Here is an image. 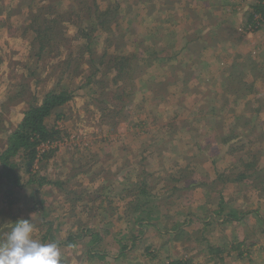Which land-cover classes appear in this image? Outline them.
Here are the masks:
<instances>
[{"label":"rangeland","instance_id":"1","mask_svg":"<svg viewBox=\"0 0 264 264\" xmlns=\"http://www.w3.org/2000/svg\"><path fill=\"white\" fill-rule=\"evenodd\" d=\"M37 1L0 0V104L6 127L20 121L30 95L37 94L41 102L55 87L59 76L53 65L68 53L77 56L84 41L76 37L74 13L66 11L69 4L78 3L53 0L45 16L69 15L71 20L62 19L59 29L64 28L71 40L66 46L72 49H62L51 62L29 57V42L35 36L29 14ZM129 1L133 6L123 0L128 14L120 15L110 41L106 33L95 36L97 30L89 31L95 36L92 49L95 55L103 49L109 54L114 49L136 51L143 57L138 62L144 73L136 75L133 86L120 83L124 95L110 88L113 84L101 87L86 81L87 63L79 67V76L60 79L59 86L76 91L64 107L63 119L48 118V124L57 122L58 138L40 146V152H49L31 168L36 177L58 184L42 186L36 204L28 197L29 187H17V201L6 219H30L39 240L47 218L57 223L54 232H47L52 242L71 234L69 245H58L63 264H149L151 254H156L153 262L177 256L193 258V264H264V185L254 189L251 181L220 180L211 186L218 171L241 169L240 158L247 162L250 151L257 153V171L264 172V136L255 138L264 133V14L256 12L253 22L248 20L258 0H151L153 9L143 0ZM140 44L149 49L148 56ZM147 58L153 60L146 66ZM29 63L37 68V76L28 77ZM142 83L144 88H139ZM79 84L85 86L77 88ZM148 84L156 91L147 90ZM18 89L28 96L5 100ZM161 121L169 125L161 126ZM6 142V134L0 132V152ZM143 169L147 179L158 180L149 183L153 186L148 196L160 204L152 213L159 217L152 220L156 225L144 230L135 226L134 243L118 260L119 245L128 241L121 237L130 233L124 215L129 197H120ZM168 177L177 181L169 182ZM187 182L189 189L183 187ZM172 188L180 190L171 202L162 201L172 195ZM220 198L223 214L229 209H234L233 218L238 212L247 214L241 220L223 221L224 215L215 211ZM179 220L190 236L185 233L175 240L170 232ZM95 232L101 238L94 240ZM93 252L103 257L90 255Z\"/></svg>","mask_w":264,"mask_h":264},{"label":"trees","instance_id":"2","mask_svg":"<svg viewBox=\"0 0 264 264\" xmlns=\"http://www.w3.org/2000/svg\"><path fill=\"white\" fill-rule=\"evenodd\" d=\"M46 0H38L34 5L35 7L32 8V12L30 11L29 15H32V22L34 25V31H32L35 36H33L29 42L30 52L29 57L32 56L34 58L35 62L45 61L47 58L49 62L52 61V59H57L61 55L62 49H72L71 46H66V44H70V39H67L66 36H64L63 29H59L60 21L67 20L69 18L68 14H61L56 15L52 19L45 16V12L48 11V9L51 7L53 0H48L47 4H44L43 2ZM78 3V6H73L74 4H69L67 8V12L70 13L74 17L72 25L73 27L78 30L77 36L80 37V39H83L84 41L79 45L81 48L80 53L75 56L74 54L68 53L67 56L56 62L53 66L58 69L57 72H55L56 75L59 76V80L55 83V87L51 88L47 92L44 93L43 99L41 102L36 98L37 94L30 95V99H26L24 104L27 105L26 108L22 111V117L20 121L15 126H8L6 127V118L3 117V111H2V102L0 104V132L6 134V144L4 145L3 150L0 152V186H1V198H0V204H2V207H0V233L2 232H8L10 230L12 224L14 223V220L10 219L7 220L6 217L9 210L13 208V205L16 203V188L21 187L23 185L29 187L30 194H28L29 198H35V204L38 201L39 196V189L42 186L51 185V184H58L57 182H54L52 180L47 179L46 177L39 176L36 177L35 173L32 172L31 168L35 164L36 161L43 160V158L46 156V153L49 152L48 150H44L40 152V146L43 144H49L52 141L56 140L58 138L59 129L57 122H53L52 124H48L47 120L49 117L54 116V120L58 121L60 119H63L65 110L64 107L68 101H70L73 97V94L76 90H71L66 85L59 86L60 79L63 78H74L75 76H79L78 71L79 67L87 63L90 67V74H88L85 78L88 82H94L97 83V85H100L101 87L105 82L108 84H113L110 86L113 90L119 89V91H116L117 94L124 95L122 92V88L120 87V83L125 86H133L134 78L136 75H140L144 73L143 66L139 65V60H143V57L138 58L136 51L132 52H125L121 53V51L114 49L113 53L109 54L106 52L105 49H103L99 54L95 55L93 52V42L92 38L95 36L104 34L106 36V42L110 41L111 35L114 34L118 30L117 20L120 17L122 13H125L124 11L125 6L123 4V0H103L101 2H98L99 0H75ZM127 1L131 6L133 4L129 0ZM139 0H136L135 2H138ZM142 1V0H140ZM145 3H149V6L153 9V5L151 4V0H143ZM142 2V3H143ZM105 3L103 7H101V4ZM129 6V7H131ZM264 0H258L257 5H255L254 10L255 12L249 14L248 20L249 22H253L254 19L253 16L256 14V12H260L262 15L264 14ZM127 7V8H129ZM80 13H83L84 16L80 18ZM84 12L86 14H84ZM1 13V9H0ZM77 17V20H74ZM80 18V19H79ZM71 18L68 19L70 21ZM90 23V24H89ZM88 24V25H87ZM87 25V26H86ZM28 28H25L23 31H26ZM81 30H84L81 32ZM85 30L87 32H85ZM98 31L96 34L91 36L89 34V31ZM75 37V38H76ZM86 38V40H85ZM79 39V38H78ZM65 45V48H63ZM142 47V54H145L148 56L149 49L147 47H144L143 44H140ZM118 48V47H116ZM140 48V47H138ZM79 49V48H78ZM88 54V58H84V55L86 53ZM107 57V58H106ZM167 60L173 59L172 57L166 58ZM153 59L147 58V65L151 63ZM44 65V64H43ZM28 72V77H32L33 75H38L37 68H34L30 63L29 66L26 68ZM111 74V75H110ZM230 75V73H229ZM91 79V80H90ZM39 81V79L37 80ZM22 86V84H21ZM85 84H79L77 88L84 87ZM144 88V84L142 83V86L139 88ZM150 90V92L156 91V89L151 86L150 84L147 85V90ZM24 95H27L23 92V89H18L13 94H10L5 98L11 99L14 97H22ZM28 96V95H27ZM161 126L166 124L168 126V122H160ZM236 124V122H235ZM237 128V125H236ZM249 132V131H248ZM251 133H254V130L251 129ZM229 135V134H226ZM264 136V133H260L255 138H258V136ZM231 136L232 137H235ZM227 141V139L225 140ZM243 147V146H242ZM241 147V148H242ZM248 155H250L247 162H244L242 158H240L242 166L241 169H237L234 171V167H232L229 170V173H225L224 171H218L217 176L214 178V180H211V186L213 183L220 181L221 182H234L236 184H240L245 181H251L253 183L251 185L254 189L262 188L264 185V172L262 170L257 171V153L255 152H248ZM251 158V159H250ZM145 158H141V165H143V161ZM143 167V166H142ZM238 168V166H237ZM140 171V170H139ZM85 172V171H84ZM145 172V169L140 171V178L137 181H131L128 182V185L131 184L132 188H128L120 197L121 200H125L126 197H129L128 201L126 202V208L124 209V215L127 218L128 221V227H129V236H122L121 238H126L128 241L126 244L119 245V254H116L118 257V260L120 258H123L126 256V250L131 247L134 243V238L136 237L135 234H133L134 230L136 229L135 226H137V229L139 231L140 228L143 230L145 229V226L148 225H156L152 222L159 215L153 216L154 210L159 209L160 204H157V200H150L148 194H149V186L151 182L157 183V178L154 180L147 179L146 176L142 174ZM182 174V173H181ZM23 175H26L27 178H24V182H22ZM151 175V174H150ZM152 176V175H151ZM181 176L180 179L181 180ZM257 180V181H256ZM126 181H128L126 179ZM167 181L169 182H175L174 178L168 177ZM247 182V183H248ZM246 183V184H247ZM104 185V184H103ZM153 186V185H151ZM150 186V187H151ZM206 186V185H205ZM102 187V186H101ZM183 187L189 189L190 188V182H187V184L183 185ZM172 195L166 196L162 199V201L167 200V203L171 202L170 198L174 195L175 191H179L180 189L172 188ZM123 191V190H122ZM1 194V193H0ZM147 195V196H146ZM5 198V200H4ZM40 198V197H39ZM80 198H78L79 200ZM41 202V199L39 200ZM156 205H155V204ZM155 205V206H154ZM218 209L215 211L217 213H222V211H225L222 199H219L218 202ZM39 209V208H38ZM37 209V210H38ZM229 209L225 214L222 213L223 221L228 220H241L243 217L247 214L244 212L242 215L240 213H237V216L233 218V215L235 216V212ZM153 213V214H152ZM207 216L202 217V221ZM184 221V220H183ZM231 221V222H232ZM179 221L175 222L174 225H172V228H174L170 232L171 238L177 240L181 236H184L185 233L187 236H190L189 233L184 231L178 224ZM205 222L209 223V219L205 220ZM46 223L47 228L45 230L44 235L41 237V241L47 243V238L49 239V242H52L47 235V232L50 234L52 233L53 229L56 228V224L51 219L43 220L42 225ZM54 232V231H53ZM85 233V231L83 232ZM81 235H84V234ZM80 234L77 236H81ZM99 233H93L92 236L94 240L101 238L99 236ZM74 239H76V237ZM72 239V235L68 234L64 241L57 242L59 244H68L70 240ZM120 241L117 239L116 243L118 244ZM88 243H93V240L88 241ZM116 244V245H117ZM240 244V243H239ZM238 244V245H239ZM240 246V245H239ZM238 246V247H239ZM220 251V249L218 250ZM145 253V251L143 252ZM212 253H216L214 250ZM90 255H94L95 257H103L102 254L99 253H90ZM146 255H149L148 252H146ZM243 252L239 250V256H242ZM168 256V255H167ZM212 256V254H211ZM210 256V257H211ZM156 257V254H151L150 258L148 260L149 264H193L192 260L193 258L187 257H177V256H169L165 257L161 261H155L153 262V259Z\"/></svg>","mask_w":264,"mask_h":264},{"label":"clouds","instance_id":"3","mask_svg":"<svg viewBox=\"0 0 264 264\" xmlns=\"http://www.w3.org/2000/svg\"><path fill=\"white\" fill-rule=\"evenodd\" d=\"M30 219L19 218L0 237V264H63L57 242L34 238Z\"/></svg>","mask_w":264,"mask_h":264}]
</instances>
